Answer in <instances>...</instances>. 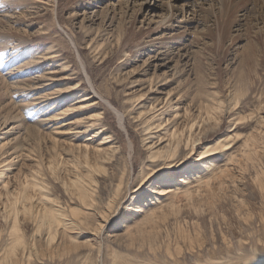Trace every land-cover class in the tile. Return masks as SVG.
Returning a JSON list of instances; mask_svg holds the SVG:
<instances>
[{"label":"rangeland","instance_id":"1","mask_svg":"<svg viewBox=\"0 0 264 264\" xmlns=\"http://www.w3.org/2000/svg\"><path fill=\"white\" fill-rule=\"evenodd\" d=\"M223 1L224 17L219 0H0V154L2 161L13 156L0 179V253L10 243L5 196L13 197L37 179L61 206L82 209L78 227L66 231L82 246L79 255H62L64 260L52 256L57 247L47 248L45 232L36 235V223L20 216L29 246L37 240L31 249L39 254L30 264H264V154L255 158V167L242 156L248 137L259 129L251 115L264 104V64L259 67L248 58L256 32L264 46V18L246 16L258 0H243L245 6H240L242 0ZM242 68L251 73L253 91L233 110L230 102ZM215 94L226 101L222 120L193 130L197 141L188 147L183 143L170 163L180 167L169 171L162 158L150 157L169 146L173 130L189 136L194 120H202L200 105ZM19 114L24 123L12 118ZM28 125L42 136H28ZM16 145L23 146L13 154L10 148ZM85 147L89 162L107 169L95 173L92 208L81 205L72 186L64 187L77 173H87ZM105 151L111 159L99 157ZM202 152L210 155L196 162ZM221 169H227L225 181H214L205 191L204 182L215 180ZM158 170L155 181L143 188L137 184ZM182 178L186 182L180 183ZM197 188L200 196L191 203L204 208L200 217L188 211L184 196ZM164 189L174 192L159 194ZM36 197L41 206V195ZM172 203L184 211L179 217L168 212L165 222L160 210ZM102 212L109 213L108 220L101 218ZM184 220L189 223L181 229ZM140 228L143 235L158 231L157 253L148 252L146 245L137 252L138 243H128L125 233L140 239ZM177 246L183 250L180 255ZM191 248L195 251L189 253Z\"/></svg>","mask_w":264,"mask_h":264},{"label":"bare ground","instance_id":"2","mask_svg":"<svg viewBox=\"0 0 264 264\" xmlns=\"http://www.w3.org/2000/svg\"><path fill=\"white\" fill-rule=\"evenodd\" d=\"M225 3H226V0H225ZM245 4H246L245 1L242 0V2L240 3V6L241 5L242 6H245ZM125 5H127V4H125ZM218 5L220 6L219 8H220V11H221V15L220 16L221 17H224L223 11H224V6H226L224 4V1L223 0H219ZM237 8H239V7H237ZM251 8L252 9H247L248 13H247L246 16L252 17L253 18V19L251 18L252 20H258L260 18H262V19L264 18V0H258V1H256L255 4ZM126 9H127V7H126ZM165 9H168L170 11V8H165ZM257 10H259V12H258L259 14L258 15H257ZM207 12H209V11H207ZM113 32H115V31H113ZM256 33H257L256 34V39L254 41L255 42V45L248 44L249 45L248 47L250 48V49H248V51L251 50L248 53V58H249V60L251 58H254V61L257 60L256 63L260 67V66H263L262 64H264L263 63L264 62V46H260L259 45V43H260L259 42L260 41V34H258L259 32H256ZM258 46H260V47L258 48ZM248 47H246V48H248ZM246 64H248V63H246ZM246 64H245L244 61H242V64L241 65H246ZM257 65L254 67V69L256 67H258ZM247 67H248V65H247ZM249 67H253V66H249ZM244 68H246V66H244ZM244 70L245 69H243V71H242L240 69V73L242 71V73H241L242 75L240 73H239L240 75L238 74V76H241V78L239 79V82H238L239 85L236 86L235 84H237V83H235L234 86H236V88L232 86L233 88H235V92L233 91V98H231L232 100L230 102V106H231V108L233 110L236 109L238 106H241L242 105L241 103H243L242 101L244 100V98H246L248 96L249 92H252L253 91V88L251 86H252V84L254 82H252L253 80L250 79L251 73L249 75V72H246V70L245 71ZM251 70H252V68H251ZM257 71L258 70L256 68L254 70V72H256V73H254L253 71L252 72L255 74V76H258L259 77L260 71L259 72H257ZM210 74H212V72ZM180 88H182V87H180ZM217 92L218 91H216L215 93H217ZM219 94H221V93H219ZM219 94L218 95L215 94L216 97L215 98H212L211 101L210 100H206V102L202 106L200 105V109H201L200 110V113L202 112L205 116H203L202 113H201L202 114L201 116L199 115L201 117V119H202V120L200 119L201 122L199 121L197 123V121L194 120V122L192 123L191 127L189 128L190 129L189 136H186L185 137L184 131L183 132H181V131L179 132L180 129L173 130L171 133H169L170 134L169 146H167L166 149H158L156 152H153L150 157L151 158H157V157L162 158L165 161V166H166L167 169H169V171H173L174 168L177 169L178 167H180L181 163H176V164H170V163H172L176 159L178 153L180 152L181 148L183 147L182 146L183 143H185V146L188 147L189 144H192L193 143V140H194V142L197 141L196 140L197 138H194L192 136L193 130H195L196 128L203 127V125H205L204 123H207V122L208 123L213 122L215 124H217V121L221 122V120H222V114H223V111H224V107H225V102L226 101H224L223 99L222 100L221 99H218L219 98L218 97ZM261 99L264 100V97H261ZM237 101H239V103H237ZM200 104H202V103H200ZM27 107H28V105H27ZM9 113L11 114V111ZM9 113H7V114H9ZM185 115H186V113H185ZM11 116H9V117H11ZM12 118L13 119H17V120L19 119L18 121H20L21 123H24L23 121H25L24 115H22V114H19L18 116L17 115L16 116H12ZM22 118L24 119L23 121H22ZM251 118L254 119L255 121H257V124L259 126V129H256V131L248 137V139L246 141V144L244 146L245 149H243V155L242 156L245 159H247V160H248L249 157L252 156V153H256L254 159L257 156H259V155L261 156L262 154H264V104H262L259 108H257L256 113L254 112L253 115H251ZM163 122H164V118L162 119L161 124ZM158 125H159L158 127L161 126L160 124H158ZM164 127L167 128L166 126H164ZM25 129H26L25 130V133L28 136H32L34 138L42 136V132L40 130L34 129V128L30 127L29 125L26 126ZM166 130H169V129H166ZM186 135H188V134H186ZM25 139H27V138H25ZM28 140H29V138H28ZM36 142L38 143V141H36ZM7 146L8 145H6V147ZM21 146H23V145H16L14 147H11L10 149H12V153L15 154L16 152L18 153V149H22ZM78 148L80 150H82L84 147L81 148V146H80ZM34 149H36V148H34ZM100 151H102V150H100V149H97L96 150V152L99 153V154H100ZM191 151H194V147L191 148ZM4 152H5V150H4ZM84 152H85L84 154H85V159H86V160L85 159L84 160H85V162H87V165H88V169H87V171H85L87 173L86 174L85 173L84 174H81L82 172L81 173H77V174L75 173L76 175L73 178H71V182L69 183L70 185L68 184V182L65 183V184L67 185V187L70 186L69 188H71V186L73 187V193L78 197V199L80 200L79 202H81V205L82 206H85L87 208L88 207L92 208L95 205V199L93 198V195L95 193L94 192L95 191L94 186L97 184V180H96V177H95V173H97V174H99V173L103 174L102 172H106L107 169H106L105 166L101 165L100 163L91 164L89 162L88 156L90 154V150H89L88 147H85ZM105 152H107V151H105ZM0 153H1V151H0ZM205 153H207V152H202L199 155V157H197L196 162L203 161V160H205V156L210 155V154L205 155ZM2 154H0V165H1L0 166V179H2L5 176V174L8 173V171L10 170L9 169V166L11 165V161H13V156H10V158L7 161H6V158H4L5 161L4 160L2 161V159H3V157L1 156ZM241 154L242 153H240V155ZM99 157H102V158L104 157L103 159L102 158H99V160L100 159H102V160H105V159H108L109 160V159H111V155H109L108 152L105 153L104 156H99ZM90 160L92 161V159H90ZM259 161H261V159H259ZM211 162H212L211 165H215L216 164L215 161H211ZM2 163L4 165H2ZM261 163H263V162L261 161ZM49 165H51V164L49 163ZM51 166H52L51 171L52 172L53 171L55 172L54 166L53 165H51ZM40 168H41V166H40ZM245 170H247V166H246V169ZM78 172H80V171L78 170ZM184 177H186V176H184ZM226 178H227V176L226 177H221L219 179V181H217L216 179L215 180H212V181L213 182L215 181L216 183L217 182L218 183H222L223 181H225ZM32 180L33 181H31V182H28V183L26 182L25 185L28 186L27 189H25V185H24V187L20 189L21 191L19 190V192L17 194L14 193L15 195H12L13 197H10L11 196V194H10L11 192H9V191L8 192H9L10 196L7 193V195H8L9 198H7V195L5 196V194H4V196L8 200L7 205L5 204V211H4L5 212V215L4 216H5L6 222H8L9 223V226H10V228H9V236L10 237L8 236L10 238V241L8 240V242H10V243L9 244H6L7 247L2 251V253H0V264H21V262H25V261H26L25 264H30L31 261H32V259H33L34 254H37V255L39 254L38 251L34 252L31 249L33 246H37V240H35V241L33 240L31 242V247L29 246V242H28L27 237L24 234V230L22 229V226H21L20 216H29L36 223V228L40 230L38 232L37 229H36V235L45 232V235L47 236V239H46V245L47 246L46 247L47 248L49 247L52 250H54V248L57 247L55 249L56 251L55 252L53 251L51 253L52 256L53 255H56V257L58 256L59 258H61L62 255H66V254H71L72 253L70 256H68V257H72L74 255H79L81 253V246H82L81 243L73 240L72 238L69 239L66 236V231L70 234V230L71 229L78 227L77 226V221L81 219L80 217L82 215V209H80L78 206H76V207H71L70 208L71 210L70 209L67 210V208H65L64 206H61L58 203V201L53 196L50 195L52 193H50L49 190L47 188H45V186L40 181H38L37 179H32ZM121 182H123L122 179H121ZM179 182L180 183H183V182H186V181H185V179L182 178ZM5 183H7V182H5ZM262 183H263L262 184V187H264V181ZM204 185H206V187L204 189H206L205 191H207L209 189V186L207 184H205V183H204ZM212 186H213V184H212ZM210 190L211 189H209L208 191H210ZM38 191H39V193H40L39 195H41V197H39ZM119 191H120V189H117V191H116V194L117 195H119ZM173 192H174L173 189H167V190L164 189V190L160 191L159 194H161V195H169L171 193L173 194ZM1 194H0V196H2ZM36 196H38L39 197L38 199L40 200V201L37 200L38 203L41 202V203L44 204V206H43V204L42 205L40 204L42 206V208H41V206H38V204H36L34 202V200H36L35 198H37ZM45 196H47V200H45V198H44ZM184 196H185V194H184ZM179 197L180 196H178L177 199ZM194 197H197V196L193 192L192 199ZM18 199L21 201L19 204H17V200ZM209 200H210V198H209ZM192 202H193V200H192ZM113 203H114L113 200H111V202L108 203V205L110 204L109 205V209H108L109 212L111 211L110 209H112ZM173 204H175V203H172V204L168 205V207L165 209L166 211L163 210L164 213L159 218H163L165 215L168 216L169 215L168 212H170V213L172 212L171 205H173ZM25 209H27V211H25ZM17 213H19V217L18 218H17V215H16ZM158 213H160V212H157L156 214H158ZM102 214L103 215L101 216V218H103V220H108L109 219V215H108L109 213L108 212H102ZM151 216L152 215H150L149 217H151ZM149 217L146 216L145 219H148ZM200 222H199V224H201ZM156 224H157V221H155V227L157 228L158 226ZM13 228L16 229V232L15 233L13 232ZM193 228H196V226L193 227ZM205 230H206V228H205ZM219 230H220V228H219ZM200 231H201V229H200ZM139 232L142 235V236H140V239L136 235H134L132 232H130V231H127L125 233L126 234V237H128V243L130 245H134L136 242L138 243L139 247L136 246V251L137 252H140V248H143V247H146V246L148 247L149 243H151V245H152L153 248L159 249V248H157V245H158V243L160 245L161 244V241L160 242L158 241V238H159L158 231L157 232L150 231L147 234L143 235L144 233L141 231V228H140L139 229ZM220 233H222V232H220ZM60 239L65 240V242L64 243L63 242H60V243L57 244V241H59ZM117 239H119L118 241L121 240L120 238H117ZM17 240L22 241V243H23L24 246L22 248H17L16 251L13 252V250H12L13 249V245H15V243H16ZM192 247H194V246H192ZM168 250H169V248H168ZM137 252H135V253H136V257L138 258L139 257V254ZM156 253H157V250H156ZM27 254H28V256H27ZM29 257H32V259H29Z\"/></svg>","mask_w":264,"mask_h":264},{"label":"snow or ice","instance_id":"3","mask_svg":"<svg viewBox=\"0 0 264 264\" xmlns=\"http://www.w3.org/2000/svg\"><path fill=\"white\" fill-rule=\"evenodd\" d=\"M237 103H239V101H237ZM237 123H244V121H237ZM217 124H219V121H217ZM237 139H239V137H237ZM207 154H208V153H205V155H207ZM255 155H256V153H252V156L248 158V161H249V163L252 165V167H255V159H254ZM177 160H178V158H177ZM48 167H49L50 170L52 169V166H51V165H49ZM158 172H159V170H158L157 172H150V173H148V175H147L142 181H137V184H138L141 188H143L145 185H147V184H149V183H152L153 181L156 180L157 175H158ZM52 175H53V179H55V172H54V171L52 172ZM227 175H228V173H227V169H221V170L219 171L218 175L215 177V179H216L217 181H219V179H220L221 177H226ZM204 183L207 184V185L209 186V188H211L213 181L210 179V180H208V181H205ZM234 186H235V185H234ZM3 187H4L5 189H7L9 186H8L7 184H4ZM27 187H28V186L25 185V189H27ZM64 187H65V190H67V185H65ZM220 187H221V189H222V188H223V184H221ZM261 190L264 191V188H262ZM195 195H196V196H200V190H199V188L196 189V191H195ZM213 195H215V194H213ZM185 196H186L187 199L189 200L188 211H189V212H194L195 215H196L197 217H200V216L204 215V208H203V207H196V206H194V205L191 203L193 193H192V192H186V193H185ZM44 198H45V200H47V196H45ZM20 202H21V201L18 199V200H17V204H19ZM171 208H172L171 215H172V216H175V217H179V216H180V213H181L182 211H184V209H179V210H177V205H175V204L171 205ZM215 208H216V205H215V204H211L209 210H210V211H214ZM25 211H27V209H25ZM160 212H163V209H161ZM16 215H17V218H18V217H19V213H17ZM156 215H157L156 213H153L152 216L148 218V220H146L145 222H142V223H147L148 221H151L154 217H156ZM168 219H169V217H168L167 215H165V216L163 217V220H164L165 222H167ZM209 219H211V217H209ZM188 223H189L188 220H184V221H183V224L180 225L179 227H180L181 229H183L184 225H187ZM191 225H192L193 227L197 226V225H196V220H195V219H193V220L191 221ZM172 227H173V229L175 230L177 226H176V225H173ZM37 231L39 232L40 230L37 229ZM13 232H14V233L16 232V229H15V228H13ZM188 235H189V233H185L184 236H183L182 238H185V239H186ZM196 236H197V238H199L200 233L197 232V233H196ZM23 246H24V245H23L22 241L17 240L16 243H15V245H13V249H12V250H13V252H15L17 248H22ZM141 251H144V249L142 248ZM147 251H149V252H154V251H156V249L152 247L151 243H149V245H148V247H147ZM182 251H183V250L180 249V248L177 246V248H176V253H177V255H180V254L182 253ZM194 251H195V248H191V249H189V253L194 252ZM66 255H67V254H66ZM168 256H169L170 258H172V259H175V257L172 255V252H171V251L168 252ZM29 259H32V257H29ZM60 259H61V260H64V257H61Z\"/></svg>","mask_w":264,"mask_h":264}]
</instances>
